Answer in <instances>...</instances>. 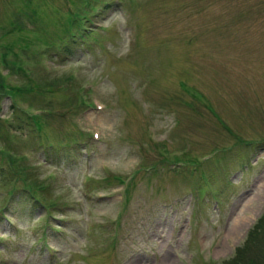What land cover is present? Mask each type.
I'll use <instances>...</instances> for the list:
<instances>
[{
  "label": "rangeland",
  "instance_id": "1",
  "mask_svg": "<svg viewBox=\"0 0 264 264\" xmlns=\"http://www.w3.org/2000/svg\"><path fill=\"white\" fill-rule=\"evenodd\" d=\"M111 1L0 0V264H223L264 211V0Z\"/></svg>",
  "mask_w": 264,
  "mask_h": 264
},
{
  "label": "trees",
  "instance_id": "2",
  "mask_svg": "<svg viewBox=\"0 0 264 264\" xmlns=\"http://www.w3.org/2000/svg\"><path fill=\"white\" fill-rule=\"evenodd\" d=\"M0 80L3 83L4 77L1 74ZM1 83L0 93L4 92L3 88H1ZM48 91L51 92L49 89ZM18 199L25 204L34 203V201L28 200L22 194ZM223 264H264V211L255 225L248 231L243 243L235 248L232 257L225 260Z\"/></svg>",
  "mask_w": 264,
  "mask_h": 264
}]
</instances>
